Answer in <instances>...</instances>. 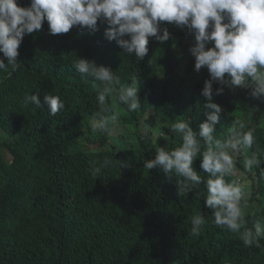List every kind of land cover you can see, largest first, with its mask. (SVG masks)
<instances>
[{
  "label": "trees",
  "instance_id": "16d2710c",
  "mask_svg": "<svg viewBox=\"0 0 264 264\" xmlns=\"http://www.w3.org/2000/svg\"><path fill=\"white\" fill-rule=\"evenodd\" d=\"M18 3L27 6L30 0ZM107 27L98 21L94 32L73 27L51 35L45 20L20 44V67L10 77L0 71V264H264V238L259 247H245L239 233L216 226L204 197L197 195L203 184L179 196V177L144 168L155 147L179 143L173 135L157 140L141 136L138 127L145 117L164 126L189 119L195 130L210 111L201 95L210 74L185 79L194 75L189 51L194 36L186 27L168 28L171 38L161 43L150 37L148 54L138 60L105 38ZM76 57L110 67L124 85L133 78L139 82L137 112L109 96L120 130L128 128L132 142L107 151H82L84 122L98 104L96 82L72 67ZM217 87L224 91L213 100L224 111L216 135L226 133L234 119L245 120L255 146L264 149V102L253 99L247 88L214 83L213 90ZM32 93L41 99L59 95L66 107L50 116L47 105L25 104ZM99 141L106 144L105 134ZM119 161L128 166L121 168ZM242 163L243 157L236 164L240 171ZM94 167L101 169L99 177L92 175ZM193 167L206 177L199 157ZM255 202L260 213L246 216L245 227L258 219L264 222V179L258 172L249 192V203ZM197 213L206 223L199 235H192L190 221Z\"/></svg>",
  "mask_w": 264,
  "mask_h": 264
},
{
  "label": "clouds",
  "instance_id": "9594fccd",
  "mask_svg": "<svg viewBox=\"0 0 264 264\" xmlns=\"http://www.w3.org/2000/svg\"><path fill=\"white\" fill-rule=\"evenodd\" d=\"M45 20L51 35L68 33L73 27L94 32L98 21L106 23L105 38L138 60L148 54L150 37L161 43L171 38L162 22L174 24L171 29L187 28L194 36L189 49L194 70L199 72L206 67L210 74L201 90L206 99L204 107L210 111L198 129L194 130L189 119L168 125L178 138V145L155 147L154 158L145 160L144 168H159L179 177V196L203 184L197 195L204 197L213 223L239 233L245 247H259L264 238V222L258 219L251 228L245 224L247 215H256L255 211H248V188L257 172L264 179V149L255 146L254 132L245 120L234 119L226 133L216 135L224 109L214 102L213 96L222 94L224 88L214 91L213 84L250 89L253 99L264 102V0H30L27 6H21L18 0H0V71L10 77L20 67V44L26 35L40 30ZM72 67L81 77L96 82L98 111L90 120V128L110 137L119 134V114L110 106L109 96L114 95L116 102L125 105L129 112H137L141 109L139 82L133 78L124 85L110 67L97 65L86 57H76ZM24 99L26 105L37 108L47 105L48 114L53 117L66 107L60 96L52 93L42 99L39 93H32ZM160 136L169 139L163 131L158 133ZM197 157L206 177L193 167ZM241 157L243 171L237 176L236 164ZM119 166L128 165L119 161ZM100 173L99 167L93 168V176L99 177ZM205 223L204 215H193L192 235H199Z\"/></svg>",
  "mask_w": 264,
  "mask_h": 264
},
{
  "label": "rangeland",
  "instance_id": "374dc122",
  "mask_svg": "<svg viewBox=\"0 0 264 264\" xmlns=\"http://www.w3.org/2000/svg\"><path fill=\"white\" fill-rule=\"evenodd\" d=\"M162 24L168 28H174L175 27L174 24H169L168 22H162ZM208 46L210 47L211 43H209ZM208 73H209L208 70L204 71L201 69L199 72H196L194 70V75L193 76L186 75L185 79L187 81L199 80L200 78H203ZM120 111L124 112L123 109H120ZM152 119H153V117L150 115V116L145 117L142 120L141 125H139V127H138V132L141 133V136L145 135L147 137L148 136L153 137L154 140H157L159 138L158 133L160 131L167 133L168 136H171V135L174 136L171 129L167 128V126H164V123L162 121L157 120V119H155V120H152ZM83 132H84V134H83V137L81 138L80 145H81L82 151L85 153H95V152H101L104 150L105 151L111 150L114 148H121V147L126 145V142H132L131 138L128 136V134H132V133L126 127H122V129L119 131V134L110 137L105 133H102L99 131H93L90 128V121H89V122H84ZM3 134H4L3 131L0 129V135H3ZM104 134H105L107 141H106V144L102 145L99 140H100L101 136H104ZM160 137H163V136H160ZM90 138L91 139L93 138L96 141V143L91 142ZM236 169H237V166H236ZM240 172L241 171L239 169H237V175L238 176H239ZM241 179H243V178H241ZM250 190H251V183H250L249 188H248V193L250 192ZM248 211L249 212L255 211L256 214H259L260 213L259 204L256 202L255 203H249ZM247 216H251V215L249 214Z\"/></svg>",
  "mask_w": 264,
  "mask_h": 264
}]
</instances>
